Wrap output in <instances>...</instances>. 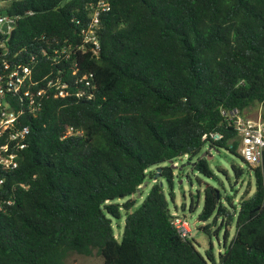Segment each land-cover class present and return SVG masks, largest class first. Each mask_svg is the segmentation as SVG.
Listing matches in <instances>:
<instances>
[{"label":"trees","instance_id":"1","mask_svg":"<svg viewBox=\"0 0 264 264\" xmlns=\"http://www.w3.org/2000/svg\"><path fill=\"white\" fill-rule=\"evenodd\" d=\"M62 1L0 0V15L16 17L0 34V60L30 67L44 91L40 111L21 117L29 134L17 168H0L2 200L11 201L0 209V264H63L94 252L102 264H216L180 238L158 185L126 215L120 243L110 217L118 219L120 197L132 208L150 168L188 156L210 176L197 157L204 146L244 162L231 114L258 106L264 123V0H108L96 54L73 49L100 0ZM60 71L78 90L73 82L86 75L92 98L45 90L42 78ZM69 128L79 135L63 138ZM246 165L255 192L232 212L219 190L204 189L198 221L222 227L235 216L218 264H264V149L258 166ZM159 177L171 186L172 169Z\"/></svg>","mask_w":264,"mask_h":264},{"label":"built area","instance_id":"2","mask_svg":"<svg viewBox=\"0 0 264 264\" xmlns=\"http://www.w3.org/2000/svg\"><path fill=\"white\" fill-rule=\"evenodd\" d=\"M110 6L108 0H100L92 8L89 20L82 24L80 28V45L74 46V53L90 50L96 54L99 50V20L102 14L108 12ZM16 17L0 15V34L7 36L15 25ZM6 26L7 31L2 30ZM4 53L2 54V56ZM67 59L69 57H66ZM0 168L6 171H13L17 168L21 151L27 146V137L29 128L23 126L20 122L21 117L27 114H35L41 109V97L44 94L39 89L37 82L33 79L32 69L21 64H9L3 59L0 60ZM73 70V71H72ZM72 74H76L71 69ZM64 72L60 71L54 76L47 74L42 78L45 84V90L51 92L55 97L62 98L65 96L79 100L92 98L90 92L93 87L88 81V77L83 75L77 83L83 84L85 90L71 88L69 79L63 76ZM232 123L240 140V155L244 162L250 166H256L261 163L262 152L264 149V123L260 118L252 121L238 115L236 112L231 114ZM79 135L72 128H69L64 137ZM206 136H203L205 138ZM213 140H219L217 134L211 136ZM3 180L0 179V209L1 204L10 205V200H2ZM172 224L175 226L180 238L188 239L190 229L188 224L179 218H174Z\"/></svg>","mask_w":264,"mask_h":264},{"label":"rangeland","instance_id":"3","mask_svg":"<svg viewBox=\"0 0 264 264\" xmlns=\"http://www.w3.org/2000/svg\"><path fill=\"white\" fill-rule=\"evenodd\" d=\"M260 113V108L256 106L250 109L248 113L246 112L245 115L248 119L257 121L260 118ZM202 153H205L204 158L208 164L210 176H205L193 168L192 164L195 163L196 158L189 161V157L184 156L175 160L172 164L163 163L158 167L147 170V173H154V175L151 179H146L144 183L146 185L143 186V184L141 186L139 195L136 194L132 198L134 205L129 211L123 208L128 198L113 201L114 204L119 205L118 219L110 217L113 236L117 243L121 242L126 215L137 210L148 196L151 188L158 185L168 203V211L171 218L184 220L190 229L188 239L194 243L197 252L205 260H207L210 253L214 262L218 264L219 254L224 252V247L229 246L235 237V216L232 217V222L229 225L223 224L222 227H219L221 221L213 223V218L206 222L198 221L204 202V189L207 186H211L219 190L223 206L229 212H232L231 205L237 209L241 199L248 198L255 192V178L248 169L246 162L245 164L226 150H209L208 146H204ZM237 153L240 154V146ZM201 154L197 157H200ZM167 167L172 169L171 186L163 177L157 176V169ZM233 167L241 168L242 174L236 177ZM247 190L248 194L245 195ZM227 199L230 200V204ZM206 226H210L209 234L200 229ZM63 264H102V260L95 252L88 257L72 254Z\"/></svg>","mask_w":264,"mask_h":264},{"label":"water","instance_id":"4","mask_svg":"<svg viewBox=\"0 0 264 264\" xmlns=\"http://www.w3.org/2000/svg\"><path fill=\"white\" fill-rule=\"evenodd\" d=\"M65 2H66V0H63L60 6H63V5L65 4ZM2 30H3L4 32L7 31V28H6L5 25L3 26ZM204 157H205V153H202V154L200 155L199 159L204 158ZM168 164H172V161H169ZM192 165L194 166L195 163L192 164ZM172 168L175 169L174 166H172ZM160 170H161V169H157V171H158V175H157V176H159V172H160ZM156 173H157V172H156ZM145 185H146V184H144L143 186H145ZM137 194L139 195V190H137ZM119 199H123V197H120Z\"/></svg>","mask_w":264,"mask_h":264},{"label":"crops","instance_id":"5","mask_svg":"<svg viewBox=\"0 0 264 264\" xmlns=\"http://www.w3.org/2000/svg\"><path fill=\"white\" fill-rule=\"evenodd\" d=\"M247 116L250 117V115H248V114H247ZM244 117L247 118L246 115H245ZM247 119H248V118H247ZM250 120H251V119H250ZM256 120H257V119H256ZM252 121H255V120H252Z\"/></svg>","mask_w":264,"mask_h":264}]
</instances>
